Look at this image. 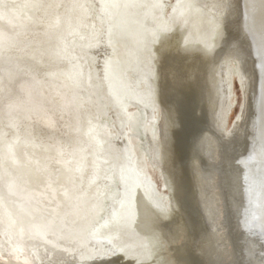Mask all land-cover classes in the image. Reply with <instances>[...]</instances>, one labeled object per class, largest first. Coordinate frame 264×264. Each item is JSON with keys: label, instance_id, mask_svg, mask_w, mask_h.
Here are the masks:
<instances>
[{"label": "bare ground", "instance_id": "6f19581e", "mask_svg": "<svg viewBox=\"0 0 264 264\" xmlns=\"http://www.w3.org/2000/svg\"><path fill=\"white\" fill-rule=\"evenodd\" d=\"M101 4H104L102 0L98 9L103 16L104 5ZM88 5L87 0H0V24L4 28L0 29V99L5 98L0 109L12 132V137L8 136L10 141L8 139V144L2 148L8 161L9 180H3L0 169V182H3L0 235H10L8 242H0V264H92L98 261L114 264L109 262L107 253L115 255L118 250L102 234L103 227L100 229L110 217L100 219L105 210L104 199L110 194L109 191L107 196H102L101 192L112 179L111 174L108 178L104 176L106 162L111 158L114 172L120 173L122 182L119 198H116L118 193L112 197L113 205L109 210L112 214H117L115 205L119 203L133 208L131 205L141 182L149 189L155 186L130 162L124 142H110L112 154L106 151L107 140L103 139L101 128L95 122L101 115L92 109L95 105L100 109V105L89 100L93 93L90 82L88 86L81 82V76L86 80L90 79V74H86L78 62V55L60 57L62 50L57 54L59 39L67 50L64 40L76 38V32L90 28L92 18ZM198 6L199 9L205 7L207 19L218 26L219 34L214 41L218 42V50L212 59L217 62L224 56L226 60L222 71L224 84L220 87L223 102L217 116L222 133L232 107L230 77L235 62L239 64L245 103L234 130L223 137H214V147L208 148L211 145H206L208 138L200 139L202 143L198 144L195 156L197 176L207 198L205 203L209 205L207 216L211 223L208 221V226L213 236L215 264H248L258 259L252 242L245 239L243 243V236L256 232L264 252V0H198ZM31 24L33 28L29 27ZM45 48L48 56L41 51ZM100 59V64H104ZM70 60L73 65L80 63L72 75L67 69ZM65 67L66 76L58 75ZM97 71L104 101L111 107L113 123L122 132L123 112L112 97L113 90L105 84L104 70L97 67ZM19 80L22 81L18 86L19 97L8 102ZM166 94L167 109L171 112L182 100ZM109 95L110 101L105 98ZM138 100L144 99L139 97ZM191 107L188 110L182 106L185 124L177 125L179 129L175 130L179 147L176 154L179 165L175 172L178 174L184 171L188 159L189 138L198 137L199 131L209 124L203 114L195 118ZM147 108L150 111H144L147 121L143 131L149 135L154 165L164 174L160 164L163 151L153 132L156 112L152 107ZM160 121L157 125L161 138L163 123ZM223 149L225 154H220ZM156 198L160 211L164 201H170L158 192ZM18 217L31 225L36 239ZM198 254L190 264L210 263V257Z\"/></svg>", "mask_w": 264, "mask_h": 264}, {"label": "rangeland", "instance_id": "374dc122", "mask_svg": "<svg viewBox=\"0 0 264 264\" xmlns=\"http://www.w3.org/2000/svg\"><path fill=\"white\" fill-rule=\"evenodd\" d=\"M87 2L92 18L89 23L90 28L76 32V38L64 40L67 43V50L59 39V44L56 46L58 53L55 52L59 54L62 50L60 57L78 55L81 61L76 60L83 65L86 74H90V79H86L87 81L81 76V82L83 86H88L90 82L93 93H90L89 100L95 104L97 101L100 105V109L96 105L92 106V109L101 115L95 122L101 128L103 139L107 140L106 151L112 154L110 142L113 144L115 141V144L124 142L131 156L130 162L156 186L149 189L141 182L133 199V206L131 205L133 208L119 203L115 205L117 214H112L110 213L113 205L112 197L119 192L122 182L120 173L114 172L115 166L112 165L111 158L106 162L107 169L104 176L108 178L111 174L112 179L110 185L101 192L102 196H107L109 191L110 194L104 199L105 210L100 219L103 221L106 217H110L107 224H103L104 222L103 225L101 224L100 229L103 227L102 234L110 239L113 247L118 250L115 255L108 251V260L115 262L114 264H190V261L197 259L200 253L201 256L210 257L209 264L212 262L215 264L213 236L208 226L210 225L208 221L211 223L210 217L207 216L209 205L205 203L207 198L201 189V179L197 176L198 166L195 156L200 139L208 138L206 145L211 144L208 145V148H211L215 146L214 137H223L236 127L245 103L239 64L233 63L234 67L231 70L229 102L231 101L232 107L229 109L228 123L222 133L217 116L223 102L220 87L224 84L222 71L226 60L224 56H221L217 62L212 59L213 53L218 50V42L214 41L218 37L219 30L216 24H212V21L207 19V15L204 14L205 7L199 9L198 0H166L165 2L164 0H102L103 16L99 15L98 9L101 0H87ZM31 26L34 27L33 24L29 27ZM0 29H4L1 24ZM48 49L41 51L48 56L49 52L46 51ZM100 57L104 64H100ZM78 62L74 66L70 60L69 67L67 65L69 75H72L80 65ZM97 67L104 70L105 84L111 91L113 90L112 97L123 112L122 132L114 125L113 117L109 112L111 107L104 101ZM64 70L59 71L58 75L62 73L66 76V67ZM58 75L57 77H60ZM21 80L15 83L16 89H13L15 94L8 96V102L19 97L18 86ZM3 82L7 86L6 79ZM166 92L182 100L177 102L179 104L177 109L171 112L167 109ZM110 97L109 95L105 98L109 100ZM139 97L144 99L143 102L138 100ZM4 100L5 98L0 99V108ZM182 106L188 110L192 106L191 114L195 118L203 114L209 124L199 131L198 137L189 138L188 159L184 171L178 174L175 172L179 165L176 159L179 154L176 128L177 125L182 127L185 124ZM147 107L154 108L157 121L160 119L163 123L161 138L158 135L157 121L153 132L155 136L157 135L156 138L163 151V162L160 164L163 166L164 174L154 165L149 148V135L147 131H143L147 121L144 111H150ZM6 127L3 111L0 109V132H2L0 133V169L3 180H9V172L6 167L8 161L2 148L12 137L10 135L12 132ZM220 154H225V150L223 149ZM179 182L182 184H178ZM1 185L3 186V182H0V188ZM156 192L170 198L171 203L164 198L167 199L164 201V211H160L161 208L158 207ZM116 198H119V193ZM18 218L32 238L36 239L31 225ZM9 238L10 235L1 234L0 242H8ZM245 239H248L249 243L252 242L251 245L258 259L255 262L250 260L248 264H264V252L259 235L256 232L252 236L245 235L242 237L243 243ZM194 253L197 254L196 257ZM87 255L91 256L89 253ZM205 262L208 263V260ZM95 263L102 264L100 261Z\"/></svg>", "mask_w": 264, "mask_h": 264}]
</instances>
